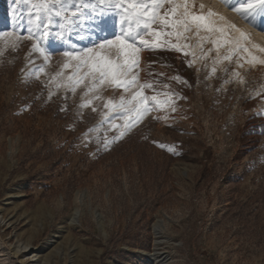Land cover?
<instances>
[{"label":"rangeland","instance_id":"374dc122","mask_svg":"<svg viewBox=\"0 0 264 264\" xmlns=\"http://www.w3.org/2000/svg\"><path fill=\"white\" fill-rule=\"evenodd\" d=\"M176 30L133 24L136 80L118 87L73 57L123 63L98 46L122 34L119 9L0 0V264H264V67Z\"/></svg>","mask_w":264,"mask_h":264},{"label":"snow or ice","instance_id":"6c2138e0","mask_svg":"<svg viewBox=\"0 0 264 264\" xmlns=\"http://www.w3.org/2000/svg\"><path fill=\"white\" fill-rule=\"evenodd\" d=\"M168 3H172V0H167ZM225 3L229 4L232 7L233 11L238 13H242L245 18L249 16L252 17V22H255L256 16H264V0H237L238 6L234 5L232 0H224ZM101 4H105L107 7L112 9H119L120 10V22H121V35L117 36L115 39L106 41V43H99L98 46L101 50L105 48L112 49L115 48L118 50V54L122 55L123 63H118L111 59L108 55H104L102 53H97L92 49H89L85 52L82 56L73 57L74 59H80L83 66L90 67L91 72L90 74L93 75L94 78L95 74H99L100 83L103 84L106 80L111 78L116 85L128 87L132 83L135 82L136 77L133 76L131 80L123 79L127 77L133 67L137 66L139 63V52L140 49L131 42L135 39L132 35V26L135 24L136 29H140L141 27L144 29H151L153 24L156 23L157 19H159L160 24H162L165 28L171 27L172 31L168 32L167 35L169 36H177L181 35L176 29L178 26H182L184 31H191L192 25L195 24L196 27L199 29L201 27L205 28L209 32L219 31L220 33L227 35L225 29L223 27L216 28L214 23L210 20L211 17L217 15L214 12H208L207 15H196L190 12L188 0H185V3L181 5L184 11L180 13L178 18L174 19H166L164 15L157 16L154 9L159 7L156 0H152V9L149 10V5L137 3V0H100ZM75 6L74 4L72 5ZM94 7V6H93ZM203 8V5L200 6ZM63 11V10H62ZM172 15L175 16L176 14V6H173L171 9ZM57 16L61 15V12L56 13ZM75 16L76 13L73 12ZM221 20L224 18L221 16ZM93 23L100 27L104 23V14L101 13L99 17H94L92 20ZM127 25V28H125ZM231 28H235V25H229ZM104 31L103 28L100 29ZM237 31H239L237 29ZM165 33L160 32L157 35H164ZM42 35L47 36V31L44 32ZM136 36L140 38L141 43H147L144 41L143 37L140 36V33L137 31ZM242 39H247L244 34H241ZM229 41L225 39V43ZM235 47L240 48L239 39L232 41ZM173 50H180L179 45H172ZM247 51L246 48H244ZM68 56H72V53H66ZM227 58V57H226ZM253 59H256L253 57ZM214 71V70H213ZM147 87H151V85H145ZM137 96H143L142 92H138ZM137 97L134 96L133 100ZM121 106H123V101L121 102ZM142 111H138V115L136 120L138 121L144 113L149 111L147 107H143L141 105ZM175 110V109H173Z\"/></svg>","mask_w":264,"mask_h":264},{"label":"bare ground","instance_id":"6f19581e","mask_svg":"<svg viewBox=\"0 0 264 264\" xmlns=\"http://www.w3.org/2000/svg\"><path fill=\"white\" fill-rule=\"evenodd\" d=\"M180 2L183 5L185 0H180ZM232 2L238 6L237 0H232ZM188 4L190 12L194 14L207 15L210 11L217 13L210 20L216 28L223 27L227 35L225 36L219 31L210 33L214 39H227L231 46L233 45L234 47L235 45L232 41L239 39L241 47H235V49L240 53L241 61L239 63L243 64L241 66H246V68L250 66L254 69H258L260 66L264 67V16H256L255 22H252L251 16L245 18L242 13L233 11L232 7L225 3L224 0H188ZM201 5H203V8L200 7ZM221 16L224 18L223 20L220 19ZM229 25H235V28H231ZM203 31L207 32L208 30L203 28ZM241 34H244L247 39H242ZM253 57L256 59H253ZM78 213L79 210L75 209L71 222L77 223ZM150 258L145 261L146 264H150Z\"/></svg>","mask_w":264,"mask_h":264}]
</instances>
